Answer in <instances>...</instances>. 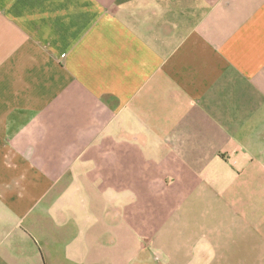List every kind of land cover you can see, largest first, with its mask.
<instances>
[{
	"label": "crops",
	"instance_id": "0c3cea01",
	"mask_svg": "<svg viewBox=\"0 0 264 264\" xmlns=\"http://www.w3.org/2000/svg\"><path fill=\"white\" fill-rule=\"evenodd\" d=\"M0 264H264V0H0Z\"/></svg>",
	"mask_w": 264,
	"mask_h": 264
}]
</instances>
